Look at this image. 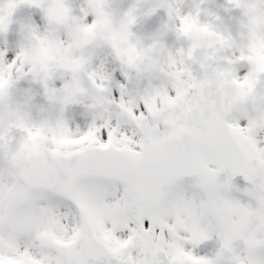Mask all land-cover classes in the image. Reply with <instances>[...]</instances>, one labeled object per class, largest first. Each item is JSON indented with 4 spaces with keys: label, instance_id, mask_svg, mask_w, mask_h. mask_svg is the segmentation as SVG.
Returning a JSON list of instances; mask_svg holds the SVG:
<instances>
[{
    "label": "snow or ice",
    "instance_id": "obj_1",
    "mask_svg": "<svg viewBox=\"0 0 264 264\" xmlns=\"http://www.w3.org/2000/svg\"><path fill=\"white\" fill-rule=\"evenodd\" d=\"M24 2L48 22L43 32L25 31L66 46L64 26L50 12L57 6L72 12L68 0ZM173 6L160 0V7ZM81 7L85 24L89 14L93 27L102 23V0ZM257 7L264 9V0ZM97 44L104 42L97 38L85 52ZM76 55L70 71L45 74L29 65L50 105L59 106L39 129L13 123L11 93L0 101V264H178L177 255L182 264H264V145L256 138L264 131V91L258 90L264 76L253 97L209 123L194 90L172 83L132 91L129 85L141 78L113 52L127 81L117 85V100L103 66L94 68L85 55L80 67ZM57 74L59 88L50 86ZM161 96L169 107L154 106ZM73 104L93 114L84 131L63 118ZM236 176L246 182L245 202L232 195L241 191ZM185 177L193 180L191 192L181 184ZM213 236V255L194 254Z\"/></svg>",
    "mask_w": 264,
    "mask_h": 264
},
{
    "label": "clouds",
    "instance_id": "obj_2",
    "mask_svg": "<svg viewBox=\"0 0 264 264\" xmlns=\"http://www.w3.org/2000/svg\"><path fill=\"white\" fill-rule=\"evenodd\" d=\"M172 2L175 10L170 13L164 9L166 19L154 31L146 32L147 22L158 10L163 9L160 7V0H102V30L99 33L93 34L86 30L84 19L73 10L64 17V30L60 35L79 53L80 67L84 66L85 55L92 61V51L86 53L85 46L92 45L97 38L103 41L104 45L97 44L94 49L105 47L111 54H127L129 47L134 48L132 64L141 80L147 81L146 91L168 88L177 78L178 71H194V66L203 63L204 67L200 69L202 81L218 82L230 94V106L243 104L253 97L255 81L235 86L229 75L238 74L245 67L247 71L250 70L249 58L245 55L246 49L249 48L254 33L264 29V9L257 7L259 0H226V11L236 9L240 12L238 29L235 32L215 13L205 11V15L211 16V19L201 22V4L205 3V0H199L195 4L194 13L185 14H181L182 0ZM12 7L11 4L0 7V36L9 30ZM50 16L53 22L61 23L59 9H52ZM177 20L181 21L179 25ZM169 37H173L174 42L180 46L173 47L169 43ZM45 44L46 40L22 30L14 58L18 59V63L0 59V101H5L11 93L14 105L13 123H28L37 129L41 127L46 115L41 109L34 111L35 105L30 103L31 98L13 99L12 89L17 81L30 76V61L44 51ZM189 50L194 53L191 63L186 61ZM241 56H244L243 60ZM208 60H213L215 66L208 64ZM31 79L36 81L33 77ZM261 115L264 118V112ZM175 259L178 264H182V257L177 255Z\"/></svg>",
    "mask_w": 264,
    "mask_h": 264
},
{
    "label": "rangeland",
    "instance_id": "obj_3",
    "mask_svg": "<svg viewBox=\"0 0 264 264\" xmlns=\"http://www.w3.org/2000/svg\"><path fill=\"white\" fill-rule=\"evenodd\" d=\"M70 5L72 6L74 13L77 15H81L83 11L82 7L85 3V0H68ZM199 0H182L181 3V14H185L187 12H195V4L198 3ZM226 0H205V3L201 4V22H207L211 19V16L205 15V11L209 13H215L219 15L225 23L229 25V27L235 32L238 29V19L240 17L239 10L231 9L226 11L227 8ZM174 9V6H173ZM175 10V9H174ZM66 15H68V11L66 10ZM93 16L89 14L87 17V23L84 27L86 30L90 31L93 34H97L98 28L100 24H96L94 27L92 26ZM84 19V18H83ZM191 19V17H189ZM181 23L180 20H177V24ZM30 24L32 27L37 28L39 31L43 32L48 27L47 21L44 17L43 13L34 12L30 15ZM197 25H199V21H197ZM261 30V29H260ZM258 30L254 33L251 44L248 49H246L245 55L249 58L248 63L251 66V71H247V67L240 70L238 74H230L229 79H231L235 86H239L241 84H247L250 81L257 82L258 78L264 76V33ZM19 38L9 37L7 35L0 36V51L5 52L4 60L5 62H11L12 59L15 58L16 53L18 51V43L20 41ZM62 40H65L64 37H61ZM169 43L172 44L173 47L180 46L174 42L173 37H169ZM186 46V45H185ZM190 52L192 50H189ZM77 52L74 51L73 45L69 42L66 46L60 43H48L44 45V51L37 54L30 61V65H35L34 69L39 70V65L41 64L44 71L42 73L47 74L50 69H63L64 71H69L74 69L77 65L74 61L78 59L76 55ZM124 59V58H123ZM241 59H244V56H241ZM125 60V59H124ZM192 57H186V61L191 63ZM208 64L214 65L213 60H208ZM92 66L94 68H98L103 66L104 71L111 78V88L113 97L119 100V89L117 85L120 83H127L123 70L117 60L114 59L110 50L101 47L92 50ZM179 67V66H178ZM195 70L190 71H178L177 78L173 81L177 88L181 90L191 89L194 90L195 93V106L200 102V91L201 88L206 84H218L217 83H205L202 81L200 76V69L204 67V64L201 63L198 66H194ZM15 71V68H13ZM211 71V69H209ZM63 83V80L60 79L59 74H57L56 79L52 83L53 87L59 88ZM147 87V81L140 80L138 83H134L129 85V89L132 91L140 90L143 91ZM258 90L264 91V84L258 85ZM13 99L16 100H24L31 98L30 103L35 105L34 111L39 109H44V115H50L51 117H55L58 113L59 106L50 105L49 101L46 99L44 95L43 86L37 82L33 81L31 77H25L16 82L14 88L12 89ZM158 105L161 109L167 108L170 105L167 100L161 96L156 98L153 103L154 106ZM230 105L228 106V108ZM63 118L67 122L68 126L73 130L79 128L81 131L87 129L89 124L93 120L92 112L87 109L83 104H73L69 105L65 108L63 113ZM242 124L246 123V120L240 121ZM115 123V121H113ZM124 130L131 132L130 127L124 126ZM257 140L261 145H264V131H259L257 133ZM182 186L187 192H191L192 188L190 183L181 182ZM233 196L240 199L242 202L247 201V197L243 192L233 191ZM147 223V222H145ZM186 247H191L190 245ZM218 247V241L215 236L212 239H209L195 249H193L194 254L197 255H213L216 248Z\"/></svg>",
    "mask_w": 264,
    "mask_h": 264
},
{
    "label": "water",
    "instance_id": "obj_4",
    "mask_svg": "<svg viewBox=\"0 0 264 264\" xmlns=\"http://www.w3.org/2000/svg\"><path fill=\"white\" fill-rule=\"evenodd\" d=\"M5 4H11L12 11L9 16V30L6 34L12 36H21L22 30H25L27 26H30L28 22L29 13L33 10H39L38 8L28 7L24 0H0V7ZM126 6V4H125ZM157 13L149 19L147 22L146 32L154 31L155 28L166 19V11L173 12V8L161 7ZM55 9H59L61 14V24L63 23L64 17H66V11L63 6H57ZM165 9V10H164ZM102 30L100 26L98 33ZM124 56L129 64H132L131 57L135 54V49L129 47L127 54H120ZM40 68H42L40 66ZM231 96L225 91L219 84H208L205 85L201 90V102L196 106L198 112L205 117L207 122H214L221 112L227 111V107ZM182 181L193 183L192 178L185 177ZM233 184L236 188L242 189L246 186V182L241 176L233 178Z\"/></svg>",
    "mask_w": 264,
    "mask_h": 264
}]
</instances>
